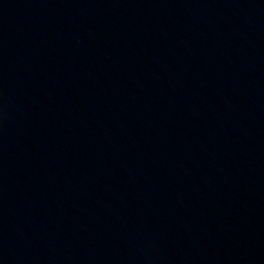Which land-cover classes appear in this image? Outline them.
I'll use <instances>...</instances> for the list:
<instances>
[{
    "label": "water",
    "instance_id": "obj_1",
    "mask_svg": "<svg viewBox=\"0 0 264 264\" xmlns=\"http://www.w3.org/2000/svg\"><path fill=\"white\" fill-rule=\"evenodd\" d=\"M0 264H264V0H0Z\"/></svg>",
    "mask_w": 264,
    "mask_h": 264
}]
</instances>
